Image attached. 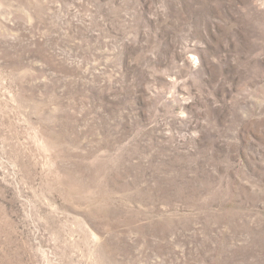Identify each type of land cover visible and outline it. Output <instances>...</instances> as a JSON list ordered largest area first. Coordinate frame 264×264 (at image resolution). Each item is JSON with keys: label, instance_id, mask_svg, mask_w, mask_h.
<instances>
[{"label": "rangeland", "instance_id": "1", "mask_svg": "<svg viewBox=\"0 0 264 264\" xmlns=\"http://www.w3.org/2000/svg\"><path fill=\"white\" fill-rule=\"evenodd\" d=\"M0 264H264V0H0Z\"/></svg>", "mask_w": 264, "mask_h": 264}]
</instances>
